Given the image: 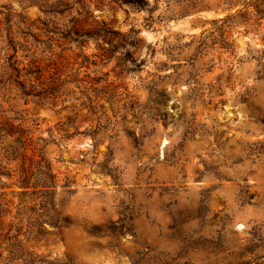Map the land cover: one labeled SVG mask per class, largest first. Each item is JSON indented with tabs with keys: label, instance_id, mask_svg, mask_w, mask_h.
Returning a JSON list of instances; mask_svg holds the SVG:
<instances>
[{
	"label": "rangeland",
	"instance_id": "1",
	"mask_svg": "<svg viewBox=\"0 0 264 264\" xmlns=\"http://www.w3.org/2000/svg\"><path fill=\"white\" fill-rule=\"evenodd\" d=\"M112 3L127 6L123 20L96 21L78 6L50 19L22 0H0V264H99L101 255L109 264H264V51L251 54L247 33L231 43L200 39V28L218 23L224 37L233 16L259 27L264 0H247L232 15L207 0L199 10L207 18L185 26L184 47L195 45L190 61L196 53L210 56L213 69L226 56L235 61L225 72L243 89V110L209 101L213 112H229L231 125L209 132L198 123L203 111L193 112L180 142L159 153L155 129L138 133L140 120L129 119L134 104L121 103L109 75L115 53L141 43L130 38L138 29L126 34L123 26L146 0ZM13 54L19 79L8 68ZM132 56L124 52L115 68ZM98 64L103 75H92ZM21 84L39 96L23 97ZM169 99L161 91L155 103ZM168 116L157 109L153 119L167 128ZM102 133L107 141L95 142ZM97 149L102 156L92 155Z\"/></svg>",
	"mask_w": 264,
	"mask_h": 264
},
{
	"label": "clouds",
	"instance_id": "2",
	"mask_svg": "<svg viewBox=\"0 0 264 264\" xmlns=\"http://www.w3.org/2000/svg\"><path fill=\"white\" fill-rule=\"evenodd\" d=\"M207 0H201L200 7H203ZM219 8L216 9L219 15H232L237 7L244 8L247 0H240L237 4L233 0V7L223 3V0H218ZM87 10L92 13V17L96 21L112 19L114 15H119L123 20L124 8L117 9L112 3V0H85ZM189 0H146V8L138 15L133 16L126 26H123V31L127 34L128 28L138 29V34H133L130 38H135L141 41L137 48L126 45L115 53L112 58V63L109 67L113 71L109 75L114 77L113 86H119L121 103L127 105L129 102L134 104V109L129 112V119L135 115L140 120L137 125V131L140 134L151 132L155 129V133L151 137L152 149L159 153L161 146H164V151L171 152L172 149L180 142L181 133L184 131L186 122L191 120V113L203 111V115L199 117L198 123H203L209 132L220 131L221 122L225 125H231L229 112L220 113L219 109L216 112L212 111V101L216 104L220 99H227L229 107L232 110H243V105L240 103V95L243 92L242 88H235L233 82L227 80L225 69L234 64V60L225 57L226 63L216 64V68H212L211 57L203 53H196L195 59L189 60L194 56L192 47L185 48V40L191 38L185 36V26L189 21L197 22L207 18L206 14L200 13L197 9L195 16L189 15L185 9L188 8ZM112 9V11H109ZM250 11V9H245ZM181 17H184L182 19ZM253 19L255 16L253 14ZM199 27V24H196ZM218 23L215 27L208 25L206 28H200L204 32V36L200 39L208 38L209 43L213 39L217 41L226 39L229 43L237 37H244L247 33V39L250 44L251 54L255 55L256 49L264 51V21L257 27L252 23V20H242L239 16L233 18L224 25V37H220L216 32L219 28ZM209 32L213 35L209 37ZM103 48H108L109 45L104 44L102 40H97ZM151 45V47H149ZM96 51L95 48H93ZM231 52L232 49L230 48ZM124 52H132L131 60H126L120 68H115L117 59ZM240 56H246L243 51L239 52ZM144 61L141 67H137L140 61ZM135 61V63L133 62ZM107 63V62H105ZM221 73L220 78L216 79L217 71ZM105 68L97 65V68L92 70V75H103ZM119 74V75H117ZM130 86V87H129ZM234 89V90H233ZM163 91L170 97L164 105L156 104L158 94ZM226 94V95H224ZM178 107L173 110V105ZM187 107V112L183 120H176L175 117L180 115L183 108ZM166 112L168 116L167 128H162L158 120L153 119L156 110ZM133 123H135L133 121ZM235 129L236 126L232 125ZM246 129H241L243 132ZM252 131H256L252 129ZM200 137H197L199 141ZM107 141V135L102 133L95 138V142ZM94 140L89 139L84 144L85 149H91ZM110 143V142H109ZM93 156H102V153H92ZM99 159L97 163H99ZM126 188H131L130 184L125 185ZM241 229L244 225H240ZM110 259V258H109ZM99 264H109L104 256H98Z\"/></svg>",
	"mask_w": 264,
	"mask_h": 264
},
{
	"label": "trees",
	"instance_id": "3",
	"mask_svg": "<svg viewBox=\"0 0 264 264\" xmlns=\"http://www.w3.org/2000/svg\"><path fill=\"white\" fill-rule=\"evenodd\" d=\"M24 3L29 4L30 6H37L41 12L46 16L51 18H56V17H62L65 14L71 12L74 10L75 6H78V9H76V12L81 15L85 14L88 15L89 11H87V5L85 4V0H22ZM257 2V1H256ZM201 0H189V5L187 11L192 12L201 10V9H206L209 8L205 3L203 7H200ZM248 5V4H247ZM1 14V12H0ZM10 44L12 42L9 40ZM16 53V51L14 50ZM14 54L8 57L9 65L8 68L12 70V76L15 77V79H19V70L16 67L15 63L16 61L14 60ZM11 76V77H12ZM16 81V80H15ZM18 82V81H17ZM20 83V82H18ZM21 93L22 96L27 98L30 96L32 93L27 92L24 90V85L21 84ZM31 96H39V95H31Z\"/></svg>",
	"mask_w": 264,
	"mask_h": 264
}]
</instances>
